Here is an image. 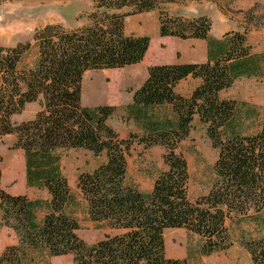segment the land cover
I'll list each match as a JSON object with an SVG mask.
<instances>
[{
  "label": "trees",
  "instance_id": "16d2710c",
  "mask_svg": "<svg viewBox=\"0 0 264 264\" xmlns=\"http://www.w3.org/2000/svg\"><path fill=\"white\" fill-rule=\"evenodd\" d=\"M7 0H0L4 2ZM175 0H91L88 24L73 30L48 25L33 35L36 61L24 64L30 43L0 44V138L12 136L23 153L24 183L45 191L47 199L11 195L1 187L0 229L13 232L16 244L4 248L0 264H24L28 253L70 256L72 264H186L165 255L164 232L182 229L201 240L199 253L225 252L231 241L226 222L264 214V122L253 135H240L241 114L233 101L221 98L239 78L264 76V53H253L244 28L221 39L210 36L206 16L184 18L162 9ZM132 13H123L124 10ZM158 12V36L206 43L203 63L152 65L125 107L133 120H144L141 137L121 139L108 125L116 108L81 104L86 72L119 70L140 64L149 52L147 36L126 35L129 14ZM197 80L187 94L175 90L181 81ZM41 110L32 120L15 123L27 104ZM168 107L173 121L151 122L142 112ZM195 118L217 158L208 192L188 195V167L177 152ZM138 140L145 148H164L166 167L149 192L126 183V157ZM84 150L104 161L80 174L76 187L87 220L103 237L93 244L78 237L72 216L74 199L60 170V153ZM252 264H264V238L244 244Z\"/></svg>",
  "mask_w": 264,
  "mask_h": 264
},
{
  "label": "rangeland",
  "instance_id": "374dc122",
  "mask_svg": "<svg viewBox=\"0 0 264 264\" xmlns=\"http://www.w3.org/2000/svg\"><path fill=\"white\" fill-rule=\"evenodd\" d=\"M228 0H175L164 4L162 9L172 16L184 18L206 15L214 27L218 28L221 17L230 27L241 28L245 24L248 44L251 51L264 53V0H244L236 5ZM230 5V4H229ZM218 10L219 18L215 13ZM92 12L91 0H7L0 2V44L13 47L16 44L30 43L32 48L24 64L31 66L37 58L33 44L34 33L48 25H60L73 30L87 25ZM123 13H132L124 10ZM222 15V16H221ZM256 29V30H254ZM213 30V29H212ZM126 35H144L150 40L149 52L143 61L119 70L86 72L82 78L81 104L86 107L108 105L116 108L108 120L121 139L141 137L146 121L129 117L125 107L131 103L132 94L147 76V68L152 65L175 63L182 54V62H199L204 58V46L188 49L186 42L171 37L158 36V12L129 14L124 20ZM180 52L181 54H179ZM202 54L199 59L198 54ZM264 67V64H262ZM264 71V70H263ZM193 86L186 80L176 87V92L187 95ZM221 98L231 100L240 116V135L257 133L264 122V76L239 78ZM41 110L38 103L27 104L22 112L13 117L15 123L32 120ZM145 119L160 122L173 121L168 107L149 108L142 112ZM12 136L0 138L1 187L11 195H27L29 198L47 199L45 191L28 189L24 183V159L21 150L14 148ZM186 160L189 183L188 195L195 200L205 195L214 178L212 166L217 152L212 148L204 127L195 118L187 139L177 150ZM164 148L160 146L145 148L135 140L126 157V183L140 192H149L155 177L166 169L163 162ZM104 161L95 158L84 150L67 149L60 153V170L74 199L72 216L79 224L77 235L87 244L100 240L105 231L98 230L87 220L86 206L76 187L80 174L90 173ZM231 246L221 253L203 256L199 253L201 240L182 229H168L164 232L165 255L169 258L185 259L186 264H252L245 243L264 238V214L250 218L233 219L226 222ZM16 244L13 232L0 229V254L6 246ZM24 264H72L70 256L48 257L42 252L28 253Z\"/></svg>",
  "mask_w": 264,
  "mask_h": 264
},
{
  "label": "crops",
  "instance_id": "0c3cea01",
  "mask_svg": "<svg viewBox=\"0 0 264 264\" xmlns=\"http://www.w3.org/2000/svg\"><path fill=\"white\" fill-rule=\"evenodd\" d=\"M244 0H228V2L227 3H229L228 4V6L227 7H230L231 6V4H233V5H236V4H238V3H240V2H243ZM215 13L217 14V18H219V12H218V10L217 9H215ZM201 16H206V15H201ZM222 16V15H221ZM221 18H223V19H221V21H220V24H219V26H218V28L216 29V31H215V33H213V31H214V27H212V29H211V31H210V36L211 37H213V38H215V39H221L225 34H227V33H229V32H239V33H242L243 31H244V28H246L245 26V24H242L240 27L241 28H234V27H230L229 25H228V23H223V20H224V17H221ZM254 30H256V29H254ZM136 36H142V35H136ZM246 37H247V35H246ZM171 38H173V40H179V39H177V38H174V37H171ZM181 41H183V42H186V44H187V48L188 49H194V48H198V49H200L201 47H203L204 46V58H203V60H200L199 62H182L183 60V58H182V54L180 53V52H178L179 54H181V56H180V58L179 59H176V62L175 63H203V62H205L206 61V43L204 42V41H202V40H181ZM247 41H248V37H247ZM249 43V42H248ZM251 47V46H250ZM252 52L253 53H262L263 51H253L252 50ZM147 55V54H146ZM145 55V56H146ZM198 57H199V59H202V54L201 53H199L198 54ZM145 59V58H144ZM172 64V63H171ZM187 80H192V79H187ZM186 81V80H185ZM185 81H181L179 84H181L182 82H185ZM198 81L197 80H192V84H193V86L191 87V89L189 90V92L198 84L197 83ZM188 92V93H189ZM224 92V91H223ZM222 93V92H221ZM221 93L219 94L220 95V97H221Z\"/></svg>",
  "mask_w": 264,
  "mask_h": 264
}]
</instances>
